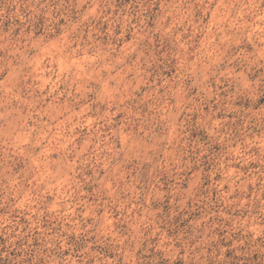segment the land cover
<instances>
[{"label": "rangeland", "instance_id": "1", "mask_svg": "<svg viewBox=\"0 0 264 264\" xmlns=\"http://www.w3.org/2000/svg\"><path fill=\"white\" fill-rule=\"evenodd\" d=\"M0 264H264V0H0Z\"/></svg>", "mask_w": 264, "mask_h": 264}]
</instances>
